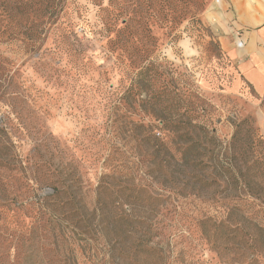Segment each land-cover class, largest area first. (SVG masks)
Segmentation results:
<instances>
[{
  "label": "rangeland",
  "instance_id": "obj_1",
  "mask_svg": "<svg viewBox=\"0 0 264 264\" xmlns=\"http://www.w3.org/2000/svg\"><path fill=\"white\" fill-rule=\"evenodd\" d=\"M246 2L0 0V264H264ZM191 104L231 163L207 186L147 158L151 133L178 157L159 117L181 133Z\"/></svg>",
  "mask_w": 264,
  "mask_h": 264
},
{
  "label": "trees",
  "instance_id": "obj_2",
  "mask_svg": "<svg viewBox=\"0 0 264 264\" xmlns=\"http://www.w3.org/2000/svg\"><path fill=\"white\" fill-rule=\"evenodd\" d=\"M151 66H153V64L149 62L146 66H143V68L149 69ZM161 92L163 93V90ZM159 95L160 93L157 94V96ZM166 108L167 107H163L159 109L158 112H160V114H165L163 109ZM200 110L202 109L198 105L191 104L185 107L184 113L188 114L189 117L183 122V131L181 133H177L179 127L178 123L169 121V118L166 117H159L161 128L163 130L172 131L174 136L179 134L176 137L183 141L182 143L184 146L178 157H175L174 154L167 157L165 152H159V149L165 143L154 137V133H151V139L148 140L153 143L152 145L156 146V150L148 154L147 158L156 160V167L162 170H165L167 166L163 164V161L166 163L168 160L170 161L172 157L176 158L177 161L181 160L185 168L188 169L185 172V176L187 175L188 178H192L194 180L193 182H199L203 186H207L213 184V182L217 180V172L220 169H222V171H228L231 163L229 160H222V157L215 151L217 142L214 133L206 131L202 124L192 120L193 118L199 117L198 113ZM224 161L226 165H223ZM55 191L56 189L52 190L54 194ZM51 195H53V193ZM136 198L137 195L132 192L126 194V199L130 202H134Z\"/></svg>",
  "mask_w": 264,
  "mask_h": 264
},
{
  "label": "crops",
  "instance_id": "obj_3",
  "mask_svg": "<svg viewBox=\"0 0 264 264\" xmlns=\"http://www.w3.org/2000/svg\"><path fill=\"white\" fill-rule=\"evenodd\" d=\"M219 1L215 0V3ZM243 8L245 14L241 25L259 27L264 24V0H248ZM260 33V39L264 43V25ZM241 52H247V50L242 49ZM239 69L257 91H264V61L257 52L251 54L247 60L240 62Z\"/></svg>",
  "mask_w": 264,
  "mask_h": 264
}]
</instances>
